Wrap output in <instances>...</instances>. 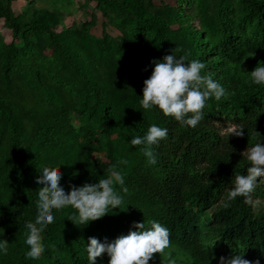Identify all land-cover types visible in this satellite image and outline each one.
I'll return each instance as SVG.
<instances>
[{
	"label": "trees",
	"instance_id": "obj_1",
	"mask_svg": "<svg viewBox=\"0 0 264 264\" xmlns=\"http://www.w3.org/2000/svg\"><path fill=\"white\" fill-rule=\"evenodd\" d=\"M96 1L105 6L108 22L122 30L128 42L123 48L113 49L114 53L134 50L132 95L119 93L110 82L102 83L98 64L102 53L91 56L81 54L80 49L73 51L67 44L75 39L71 34H57L42 15L22 20L13 12L12 0H0L5 26L15 37L27 41V47L17 51L0 50V85L8 94L12 92L16 61L23 51L34 50L26 59L34 75L29 83L48 105L45 112L30 113L37 125V137L25 146L24 120L0 95V238L9 242V252L0 256V264H88L89 237L111 241L127 234L134 222L147 225L153 219L170 229V257L176 264H213L221 256L220 246L229 256L240 251L245 259H259L264 264V183L251 194L255 207L244 203L243 197L227 208L223 206L231 179L246 171L242 153L257 139H264V85L254 84L250 74L259 62L264 63V0H239L241 15L229 18L222 27L210 17L208 0H197L191 4V11L184 8L188 0H176L173 5L165 1L155 4L152 0ZM223 3L228 12H234V0ZM42 14L53 16L47 11ZM170 15H176L186 31L192 50L190 59L205 63V73H211L230 92L227 99L212 98L207 105L232 116L236 125L243 123L247 129L242 137H229V131L221 132L215 127L207 107L196 128L163 115L158 108H142L144 80L151 75V61L163 58L164 48L167 54L173 52L163 45V28L169 25ZM149 31L153 47L147 45ZM50 51L64 57L83 88L73 87L71 92L63 83L72 78L52 71L53 80L42 72L44 61L39 59ZM75 116L83 122L79 128L73 123ZM153 123L167 127L169 135L154 146L156 165L147 163L139 150L141 146L131 145L137 163L122 186L127 188L130 221L122 223L105 215L87 226H77L67 219L74 208L54 210L55 222L42 232L45 253L38 260L27 259L25 222H34L38 214V191L42 187L36 182L39 171L45 165L58 167L66 191L71 185L99 181L105 173L101 159H91L94 152L102 149L97 141L114 133L131 139L143 135ZM4 137L9 138V150L1 147ZM261 178H257L258 183ZM257 199L263 204H257ZM212 205L209 222L203 226L192 209ZM137 206L146 209L136 214ZM206 236L218 238L210 261L205 251ZM180 253L184 259L179 258ZM107 258L106 254L98 258V264H104Z\"/></svg>",
	"mask_w": 264,
	"mask_h": 264
},
{
	"label": "clouds",
	"instance_id": "obj_2",
	"mask_svg": "<svg viewBox=\"0 0 264 264\" xmlns=\"http://www.w3.org/2000/svg\"><path fill=\"white\" fill-rule=\"evenodd\" d=\"M151 75L144 80L143 94L140 104L145 110L158 108L163 115L174 117L176 121L185 126L196 128L204 119L207 102L215 98L220 101L227 99L229 90L211 73H205L206 65L199 59L187 60L186 56L172 54L164 55L161 59H153ZM251 80L256 85H264V63H258L250 72ZM229 137L235 135L242 137L246 126L241 123L236 126H227ZM169 135L167 127L151 124L143 135L133 136L129 143L132 146H141L139 150L146 157L147 163L157 164L155 147ZM264 139L257 141L242 153L247 161L246 171L237 173L231 179L230 187L223 201L225 208L229 207L237 198L243 197L244 203L253 205L252 193L264 180L257 182L258 177H264ZM119 163L126 164V160ZM63 173L58 167L45 165L36 177V182L42 187L38 191V214L34 222H25V244L27 251L25 257L38 260L46 251L42 240V232L49 224L55 222L54 210H62L67 206L75 209L67 219L75 225L87 226L91 221L112 213L124 205V197L117 191L116 185L123 186L124 176L117 166L109 169V175L94 183L85 182L81 186L71 185L66 191L61 184ZM127 192V188H123ZM135 229V230H132ZM172 245L171 232L168 227L157 220L134 222L127 234H122L109 241L102 242L96 237H89L86 245L88 264H98V258L105 254L109 257L108 264H149L154 254L165 253ZM213 245L205 251L210 261L214 258L211 253ZM9 252V242L0 238V256ZM102 264V261H101ZM167 264H176L168 256ZM220 264H260L245 259L244 252L220 257Z\"/></svg>",
	"mask_w": 264,
	"mask_h": 264
},
{
	"label": "rangeland",
	"instance_id": "obj_3",
	"mask_svg": "<svg viewBox=\"0 0 264 264\" xmlns=\"http://www.w3.org/2000/svg\"><path fill=\"white\" fill-rule=\"evenodd\" d=\"M165 1L170 4H174L176 0H152V3L161 4ZM197 0H188L184 4L186 10H192L191 4ZM209 2V14L214 19L218 27L224 26L226 21L235 17L239 18L241 15L242 7L239 0H234V12H228L223 0H208ZM103 5H100L96 0H12L13 12L16 16H19L22 20H31L34 17L42 15L53 27L57 34H71L74 41L67 42L71 49L79 50L81 54H89L91 56H98L102 53L103 56L99 58V67L102 70L101 78L102 83L110 82V86L114 87L116 91L123 95H132L134 93L133 82L131 79V65L134 62L135 53L130 49L129 52L123 54L114 53L113 49L123 48L128 42L125 39V35L118 27L110 24L105 17ZM47 11L52 17L42 14ZM95 19V24L92 22ZM196 27L199 26L198 22H195ZM243 31H245L243 29ZM128 33H131L128 31ZM163 45H166L174 51L178 56H186L188 61H191L190 57L192 50L189 45L186 31L178 23L176 15H170V23L163 28ZM27 47V41L23 38L15 37L13 31L5 26V19L0 11V50H15ZM147 45L154 46V38L152 32L149 31V38ZM33 51L26 50L21 53L18 61L14 65L13 73V85L12 92L7 93L0 85V95L4 97L9 103L13 104L16 113H18L24 120L26 135L25 146H29L31 141L37 137L36 123L30 116V113L45 112L48 109V105L42 99L41 95L34 90L30 85V80L34 76L31 74V68L26 64L28 55ZM44 59H39L40 62L44 61L42 72L46 74L50 79L52 78V71H56L65 77L72 78V81H66L63 85L69 90L73 91L75 88H83L81 79L76 77L73 70L69 67L64 57L56 52H46ZM165 48L161 52V57L166 55ZM1 65V60H0ZM48 65L50 67H48ZM46 66V67H45ZM41 72V73H42ZM30 73V75H28ZM54 80V79H53ZM207 109L213 117V125L217 127L221 132H227V126H236V120L219 109L210 108L206 104ZM74 125L79 128L83 122L79 117H74ZM87 123V122H85ZM2 122H0V127ZM130 139L126 135H119L114 133L110 137L103 136L97 143L101 144L102 149L93 153L91 159H101L102 170L104 178L109 175V169L113 166H117L124 176V180L130 176L132 168L136 165L137 160L131 150ZM1 147H6L9 150V138L4 137L1 140ZM121 160H126V164L119 163ZM103 179L99 177L98 180ZM264 180V177L261 178ZM117 191L121 192L124 197V204H129L126 200V193L123 191L121 185H116ZM257 204H263L261 200L255 201ZM137 212L146 209V206H137ZM214 205L205 208L192 210L199 215L202 219V224L207 225L209 217L212 214ZM129 205L125 208L124 205L120 209H115L112 213L106 214L112 219L122 223H128L130 221ZM218 238L205 237V244L208 247L213 245L211 249L215 248ZM173 248L165 250V253L154 254V258L149 264H167L168 256H171ZM221 253L220 257H229L227 250L224 246L219 247ZM184 254L180 253L179 258L184 259ZM220 257L216 258L213 264H220ZM109 257L104 262L108 264Z\"/></svg>",
	"mask_w": 264,
	"mask_h": 264
}]
</instances>
